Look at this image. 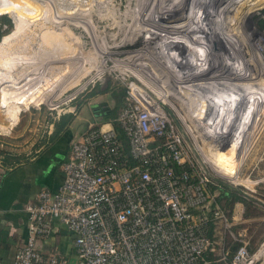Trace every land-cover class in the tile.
<instances>
[{
  "label": "rangeland",
  "instance_id": "rangeland-1",
  "mask_svg": "<svg viewBox=\"0 0 264 264\" xmlns=\"http://www.w3.org/2000/svg\"><path fill=\"white\" fill-rule=\"evenodd\" d=\"M158 1L0 0V22L10 24L0 39V86L26 103L13 122L0 106V159L35 153L63 114H72L73 126L78 117L99 123L103 110L116 115L134 83L163 103L210 179L247 198L233 204L228 227L214 228L217 251H234L244 240V264H264V3L222 0L220 9L231 12L208 15L205 23L201 18L218 2L212 0L160 27L175 9L161 12ZM164 53L173 61L178 56L180 65L160 58ZM191 60L203 62L210 75L215 64L240 76L227 74L228 86L219 76L225 85L218 96L229 108L216 110L213 118L225 119L212 125V118L206 128L196 119L204 120L205 102L212 104L208 92L175 87Z\"/></svg>",
  "mask_w": 264,
  "mask_h": 264
},
{
  "label": "built area",
  "instance_id": "built-area-1",
  "mask_svg": "<svg viewBox=\"0 0 264 264\" xmlns=\"http://www.w3.org/2000/svg\"><path fill=\"white\" fill-rule=\"evenodd\" d=\"M108 121L71 140L54 190L24 206L26 238L12 264H209L214 228L230 224L212 180L186 147L162 102L143 91ZM1 181V173H0ZM58 223L73 235L76 260L39 247ZM225 264H244L246 242Z\"/></svg>",
  "mask_w": 264,
  "mask_h": 264
},
{
  "label": "crops",
  "instance_id": "crops-1",
  "mask_svg": "<svg viewBox=\"0 0 264 264\" xmlns=\"http://www.w3.org/2000/svg\"><path fill=\"white\" fill-rule=\"evenodd\" d=\"M93 118L78 117L75 126L70 121L58 136L52 139L50 134L35 153L25 157L16 156L18 162L13 166L0 164V264H12L16 250L25 241L27 215L24 206L34 201L41 189L54 190L61 184V165L69 155L71 140L83 132L89 123L96 122ZM53 126L51 130L54 132L56 123ZM72 239L73 235L56 223L48 237L41 239L38 245L44 250L61 251L73 263L76 256ZM221 255L223 253L218 250L206 254V258L210 260L209 264H223L225 262L221 260Z\"/></svg>",
  "mask_w": 264,
  "mask_h": 264
},
{
  "label": "bare ground",
  "instance_id": "bare-ground-1",
  "mask_svg": "<svg viewBox=\"0 0 264 264\" xmlns=\"http://www.w3.org/2000/svg\"><path fill=\"white\" fill-rule=\"evenodd\" d=\"M181 1V2H180ZM186 2H184V3H182V0H159L158 2H157V6H158V8H160V9H162L161 10V12H163L165 9H166V11H167V8L169 9V7H173L172 9H175L174 10V12L172 13V14H170L169 16H168V18H166V19H164L163 21H162V23L160 24V27H164V26H168L172 21H174L175 19H177L178 18V16H182V15H184L183 13L184 12H187V11H192L193 9H197L198 7H200V6H204V4H206V3H208V2H210L209 4H211L212 3V0H185ZM213 1H215V0H213ZM221 1L222 0H218V2H216V4H215V8L212 6V10H209L201 19H205V17H207L208 15L209 16H212L213 17V15L217 12V13H219L220 12V14L223 16V18H224V16H226V14L227 13H230L231 11L229 10L230 8H227L225 11H223L222 9H220L221 8V6L223 5V3H221ZM159 4V5H158ZM213 4V5H214ZM187 6V7H186ZM189 6H191V9H189ZM189 9V10H188ZM221 10V11H220ZM226 13V14H225ZM192 15H196V14H192ZM212 17L211 18H209V19H203V22H205V23H207V22H211V20H212ZM221 17V16H220ZM223 18H221V19H223ZM169 19V20H168ZM152 20V19H151ZM166 20H168L167 22H166ZM189 20H190V18H189ZM191 21V20H190ZM169 22V23H168ZM166 23V24H165ZM194 25V24H193ZM193 25H190V26H193ZM163 52H165V51H163ZM166 53H164V56L162 55V54H160V58H163V60H165L166 62H172V63H175V65H177V67H178V65H180V63H178V61H177V58H175V57H178V56H175V57H171V58H174V61L173 60H169V57H168V55H165ZM158 55V54H157ZM170 58V59H171ZM148 59V58H147ZM150 59V58H149ZM152 59V58H151ZM158 60H161V59H159V58H157ZM190 60V59H189ZM176 61H177V63H176ZM162 62V61H161ZM160 62V63H161ZM187 64H189V68H187V66L186 65H184V66H181L182 68H183V70L182 71H185V72H187L186 73V77L185 76H181V74H180V79L181 80H177L176 82L177 83H175V87L176 88H179V90H181V91H190L191 89H194L193 88V86H191V85H194V86H196V88H199L201 91L203 90V91H205L204 93L206 94V92H208L206 95H205V97L207 96V97H209V100H211L212 101V104L210 105V103H208V102H205V105L203 106V110L206 108V106H207V109L202 113V116L204 117V120H202V121H200L199 119H196V118H194V119H196V120H198V122H200V125L202 126V127H207L208 125L210 126V124H211V120H212V118H213V113L214 112H216V110H218V109H220V107L221 106H224L225 108L226 107H228L229 108V105L227 104V102H225V100L223 99L224 97H223V95H222V97H219L218 96V93L220 92V91H222V87L225 85V84H221V80H220V75H221V79L223 78V76L222 75H225L226 77H227V74H228V77H229V80H230V77L231 76H233V75H238V72H237V70H234V69H231V72L232 73H226V71H228L230 68H228V67H220V66H218V65H215V64H213L212 65V67L215 69V71L217 72L216 74H214V73H212L211 75L207 72V68L204 66V63L203 62H194L193 60H191V63L190 62H186ZM171 64V63H170ZM184 64V63H183ZM182 64V65H183ZM201 64H203V65H201ZM169 65V64H168ZM206 65H208V64H206ZM159 66V65H158ZM209 66V65H208ZM169 68V67H168ZM172 69V68H171ZM170 69V70H171ZM176 69V68H175ZM180 69V68H179ZM173 70V69H172ZM181 70V69H180ZM174 71V70H173ZM182 71L180 72V73H182ZM223 71V73H221ZM179 74V73H178ZM192 76H191V75ZM184 75V74H183ZM173 76H175V74L173 75ZM179 76V75H178ZM177 76V77H178ZM241 76H242V74H241ZM228 77L225 79V83H226V85L228 86ZM238 79H240V76L238 75ZM175 81V80H174ZM186 83V84H185ZM210 87H212V88H210ZM131 88H132V92H138V91H142V89L139 87V86H137V85H135L134 83H132L131 84ZM182 88H183V90H182ZM226 88H228V87H226ZM174 89V88H173ZM207 89H210V90H212V91H210V90H207ZM176 91V90H175ZM192 91V90H191ZM196 91V90H195ZM177 92H178V90H177ZM197 92V91H196ZM9 93V94H8ZM184 93V92H183ZM221 93V92H220ZM219 93V94H220ZM12 94L13 93H11V92H8V91H6L4 88H2L1 86H0V95H2V97H1V100H0V106H2V107H5L6 109H8V114H9V118L11 119L10 121H15L16 120V117H17V113H18V111L20 110V108H22L21 106H26V103H24L21 99H19L18 97H14V96H12ZM8 95V96H7ZM196 95V94H195ZM188 96V95H187ZM162 97H166V96H164V95H162ZM196 97H198V96H196ZM210 97H212V98H210ZM164 99V98H163ZM166 99V98H165ZM197 98H195V100H196ZM199 99H201L200 97H199ZM203 99V98H202ZM205 99V98H204ZM208 99V98H207ZM193 100V99H192ZM10 101H13L14 102V105L12 106V109H11V107H10ZM163 101H165V100H163ZM168 101V100H167ZM210 101V102H211ZM194 102V101H193ZM199 102H201V101H199ZM170 103V102H169ZM202 103V102H201ZM200 103V104H201ZM203 104V103H202ZM170 105L173 107V108H175L171 103H170ZM231 105V104H230ZM197 106V105H196ZM202 106H200L199 108H196L195 107V109H200ZM211 106H212V110H211V112H210V110L209 109H211ZM10 107V108H9ZM198 107V106H197ZM227 108V109H228ZM176 109V108H175ZM194 111V110H193ZM196 112H198L197 110H196ZM6 113H7V111H6ZM208 113V114H207ZM8 114H7V117H8ZM199 115V114H198ZM215 115V114H214ZM201 118V117H200ZM221 118H223L222 120H221ZM225 119V115L224 114H221L219 117H218V119H217V121H216V119H214L213 118V120H212V125H214V124H218V123H220V121H223ZM216 122H215V121ZM202 122V123H201ZM197 123V122H196ZM2 125V124H1ZM0 125V126H1ZM3 128V127H2ZM215 131H216V129H215ZM217 133V132H216ZM207 135H209V131H208V134ZM214 136H216V134L214 135ZM204 139H206V138H204ZM205 143H209L208 142V140L207 141H205ZM262 253V252H261ZM260 255V253H257L256 254V256L255 257H258Z\"/></svg>",
  "mask_w": 264,
  "mask_h": 264
},
{
  "label": "trees",
  "instance_id": "trees-1",
  "mask_svg": "<svg viewBox=\"0 0 264 264\" xmlns=\"http://www.w3.org/2000/svg\"><path fill=\"white\" fill-rule=\"evenodd\" d=\"M245 2H247V0H238L237 4L240 7L241 5H244ZM261 2L262 3H260V4H263L264 0H262ZM238 10L239 9H237V11ZM263 24H264V17H263ZM9 28H10L9 23H6L5 27H3V22H0V39L2 37L1 35L3 33H5ZM104 111L105 110H103L104 116L102 119H100L98 121L99 123L104 122V121H108L109 119H112L115 116L114 113L112 114L111 112H104ZM71 118H72L71 113L61 115L59 120L56 122L55 131L51 134L52 139L54 137L58 136L59 132L62 131L70 123ZM1 158H2V160L0 159L1 160L0 164H1V166H4V167L13 166L16 162H18V159H16L15 157H12V156H8V155H1ZM209 187L212 190V193H214V192L216 193V197H215L216 203L224 211L227 219H231L233 204L235 202H241V201H245L247 199L244 196H240V194L235 189L228 187L227 185H225L221 181H217V180L213 181L212 180L211 182H209ZM223 200H226L227 204L222 203ZM234 251H229L228 257H230ZM212 257H213V255H212Z\"/></svg>",
  "mask_w": 264,
  "mask_h": 264
}]
</instances>
